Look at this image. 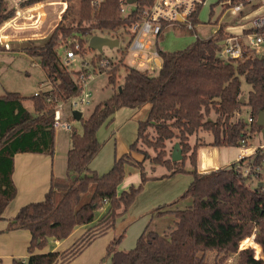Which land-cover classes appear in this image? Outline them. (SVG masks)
I'll use <instances>...</instances> for the list:
<instances>
[{
	"label": "trees",
	"instance_id": "trees-1",
	"mask_svg": "<svg viewBox=\"0 0 264 264\" xmlns=\"http://www.w3.org/2000/svg\"><path fill=\"white\" fill-rule=\"evenodd\" d=\"M125 1L79 0V19L73 25L62 21L48 38L24 42L19 48L0 45V51H27L24 53L39 65L43 52L41 67L54 87L52 92L32 96L37 117L24 107L26 97L20 93L0 95V221L18 196L13 181L15 156L21 153L54 155L57 101L81 97L88 81L80 80L88 71L84 68L73 71L60 49L71 48L79 54L85 50L86 39L97 31L116 38L120 30L134 25L136 15L153 3V0H137L130 12L123 15L121 2ZM7 7L6 3L0 7V26L14 15V11L6 12ZM216 36V39L198 38L174 52L160 51L162 66L154 75L125 66L124 55L118 63L103 58L100 53L92 58L93 72L106 73L107 82L114 86L124 65V81L113 96L97 104L88 118L81 119L82 132L72 129L67 175L52 176L44 200L21 207L8 220L3 232L27 230L32 236L27 262L14 260V264L71 263L97 238L116 228L147 182L178 174L193 176L188 189L178 199L153 211V218H173L170 230L160 233L147 226L135 248L120 250L126 234L123 230L107 246L101 264L109 259L111 264H229L227 260L233 254L238 257L236 264H264V257L255 258L254 249L240 248L244 240L255 235L264 253V189L249 186L251 176L238 171L237 162L206 173L196 170L198 150L208 143L198 140L192 144V136L209 132L213 136L212 146L241 147L242 142L248 143L252 134L264 128L257 123L260 113L264 112V59L249 56L222 61L215 56L219 40L226 36L222 25ZM71 39L79 40V49L74 43L68 46ZM242 77L251 86L243 103L240 102L244 97ZM147 105L151 106L149 116L139 122L138 137L130 152L116 157L111 170L103 175L91 170L92 162L104 147L97 137L100 128L111 125L120 109H141ZM245 105L251 109L252 123L243 118L233 121ZM71 120H75L73 116ZM175 142L180 144L184 155L179 162L172 161L169 149V144ZM137 154L144 159H136ZM263 159L264 154L258 152L243 162L251 160L257 164ZM147 160L153 172L158 167L167 172L159 177L149 176ZM187 161L192 169L187 167ZM127 165L139 170L141 181L138 186L132 185L119 193ZM87 194L88 201L82 203ZM186 200H190L188 206L179 208ZM104 208L106 213L96 218L97 212ZM79 227L87 229L67 250L35 254L50 239L65 240ZM209 252L216 253L214 262L206 258Z\"/></svg>",
	"mask_w": 264,
	"mask_h": 264
},
{
	"label": "rangeland",
	"instance_id": "rangeland-1",
	"mask_svg": "<svg viewBox=\"0 0 264 264\" xmlns=\"http://www.w3.org/2000/svg\"><path fill=\"white\" fill-rule=\"evenodd\" d=\"M223 1L220 0H205L204 5L200 8L198 13V20L195 22V28L194 30H189L186 26L178 25V26H172L175 27L177 31L170 28V31H167L168 34V42L170 43H179L178 45H190L193 40L196 39V37L200 38H210L211 36L214 38L216 35V31L220 24H222V27L225 31H228L233 34H240L242 29L249 28L252 26V18L246 19V17L243 16H234L231 11L225 10L226 8L223 7ZM63 6H59L60 10ZM128 11H130L133 6L127 5ZM264 14L259 13L256 11L252 17H261ZM53 17V15H52ZM60 18V19H59ZM219 19V22L217 23V20ZM57 19V20H55ZM79 19V0H74L73 2H70L68 4L67 10L64 14L55 15L53 17L52 24L45 28L44 33H40V35H25V36H18V37H10V42H8V45L12 48H17L19 45L21 46L22 43L33 40V41H43V39L48 38L51 33L56 30L54 26H58L62 21L65 24L73 25L76 23ZM49 25V24H48ZM237 25V26H235ZM234 26V28H233ZM30 34V33H28ZM94 35H100L105 37H112V35L108 34L107 32H100L97 31L94 33ZM42 37V38H35V37ZM90 37L86 39L85 44V50L86 52L82 51L79 54L75 55L74 61H70V68L73 71H80L83 68L90 73V79L85 83L84 86V92L82 96H85L87 93H89L90 98H87L89 101V104H82L77 107H73L71 105V102L68 101L64 104L63 111H62V117L63 121H66L69 119V117L72 116L74 111H80L85 118L88 117L89 114L92 113L95 106L102 102L103 100L108 99L113 92H116L118 90L119 85L124 81V77L126 75V69L125 66H133L132 62L136 60L135 58V52L130 51L128 49L130 42L132 40L131 34L129 33L128 29H122L117 34V37L115 39L119 40V46L116 48H104L103 53L101 54L103 58L111 59L112 61L119 62L124 55L125 62L124 65L121 66L120 72H119V84L117 83L115 86L110 85L108 81V76L106 73H97L95 74L93 72L94 67L92 64V58L98 53L96 51L89 49V40ZM20 39V40H19ZM77 42H79L78 39H74ZM74 40L71 39L68 41V45L71 46V43H74ZM146 42H151L153 45L156 43V38L153 36H148L147 38H144ZM17 43L15 44L14 43ZM196 41V40H195ZM194 41V42H195ZM188 44V45H187ZM177 45V46H178ZM75 46V45H73ZM175 46V47H177ZM173 48V47H170ZM11 51V50H10ZM167 51V50H166ZM66 49L61 48L60 54L65 55ZM11 60H13L8 67L4 71H0V95H4L6 92H18L22 96H25L27 99L25 100L26 106L32 110V96L35 92L36 88H47L48 82L47 78L44 75L43 69L40 67L39 62L29 56H27L24 52L22 53H3L0 52V70L4 68L6 63L8 64ZM68 63V62H67ZM126 63V64H125ZM137 68V67H136ZM140 70L144 71L142 68H139ZM156 72H150V74H157ZM242 90L244 94V98L248 99V94L251 90V86L245 81V79L242 77ZM36 94V93H35ZM251 113V109L249 106L245 105L241 108L240 112H237L235 116L233 117V121H236L238 118H243L245 120L249 119ZM72 123L74 128L77 129L78 132H82V126L81 122L77 120H71L69 121ZM111 125H104L100 128L98 131L97 137L100 140V142L104 143V151L111 147V144L114 146L113 143H111V140L113 138V135L111 133ZM72 134V128H59L56 129V136L55 140L58 137H70ZM198 140H204L206 143H211L213 141V136L209 132H199V134L194 135L191 137V143L195 144ZM60 144V143H59ZM249 146L246 147L247 152H255L260 146L264 145V128L256 132L255 134H252L250 139L248 140ZM63 145V144H62ZM103 149L101 151H103ZM173 150V149H172ZM172 153V151H171ZM241 153V147H216L212 145H204L201 148L199 159H200V167L203 170L212 169L216 166L220 169L221 167H230L232 163L236 162V160H239V154ZM153 155L154 153L151 152ZM141 157V160H143V156L137 154ZM147 170L149 176L153 175H162L163 173H166V169L163 167H158L155 172L151 170V165L149 161L146 162ZM187 167L189 169H192L189 161H187ZM134 174H128L126 175V179L124 182H122L121 186L119 187V193H121L124 190H128L131 184H134L135 186L139 185L140 177L138 180H133ZM260 179L257 178H250L248 180V185L252 188L257 187L260 185ZM154 184V183H153ZM182 187V186H181ZM180 187V189H181ZM152 189V188H151ZM183 190L181 193H177L176 196L182 195L186 190ZM179 191L176 190V192ZM176 194V193H175ZM89 199V194L84 195L82 198V203L87 202ZM190 203V200L183 201L179 204V208L184 209L188 206ZM13 205H9L8 210L6 211L7 215H10L13 213ZM107 210V208H104ZM102 211V210H100ZM99 211V212H100ZM98 212V213H99ZM97 213V214H98ZM152 217H149V221L147 225L149 226L150 230L152 231H158L160 233H165L170 230V225H172L173 218L166 217V218H157L154 217L151 214ZM101 217V216H99ZM98 217V218H99ZM147 219V220H148ZM126 219H121L118 221L116 228L111 230V234H115V237L118 236V234H121L123 230H125V238L122 241V245L119 246L123 248H127V250H131L136 246L137 239L133 237L132 227H128V221H125ZM4 231V230H3ZM0 231V264H12L14 263L10 257L11 254H16V256H20L22 252V246H19L18 249L12 250L11 248V241L12 239L7 238V235L10 232L6 233ZM115 231L117 233H115ZM108 237L106 239L98 238L90 247L86 248L82 254H80L74 261H72L69 264H101L102 258L106 254V249L109 244H104L108 240ZM78 236V233L75 235H72L70 240L68 242H72L74 238ZM24 246V245H23ZM37 250V251H36ZM35 254H43L50 251H63L65 250L64 245L57 246L54 244V240L50 239L47 246L44 249H36ZM16 252V253H14ZM24 252L28 253L29 251L27 248H24ZM16 258V257H15ZM206 258L208 262H214L216 258L215 252H209L206 255ZM15 260H21L19 257H17ZM238 261L237 255L233 254L231 255L227 263L229 264H236ZM103 264H110L109 260H106Z\"/></svg>",
	"mask_w": 264,
	"mask_h": 264
},
{
	"label": "crops",
	"instance_id": "crops-1",
	"mask_svg": "<svg viewBox=\"0 0 264 264\" xmlns=\"http://www.w3.org/2000/svg\"><path fill=\"white\" fill-rule=\"evenodd\" d=\"M54 28H56V26H54ZM170 28L177 31L175 27L167 26L164 28L163 32L158 37V39H156L155 45H153L151 42L148 41L150 51H154V50L158 49L159 51H166L167 50V52H174V51L181 50V49H184L185 47H187L186 45H178L179 43L168 42L169 38H168V36H167L168 34L166 32L170 31ZM112 38H114V37H112ZM198 38H200V37H196L195 40H197ZM210 38H213V37L211 36ZM216 38H217V36L215 35L213 39H216ZM200 39H209V38H200ZM195 40H193V42ZM10 43L12 44V42L9 41V44ZM14 43H15V41H14ZM15 44H17V43H15ZM4 45H6V44H4ZM175 46H177V47H175ZM19 47H20V45H19ZM170 47H173V48H170ZM0 52H3V53H22V52H27V51H18V50L10 51V50H8V51H0ZM42 58H43V52H41V61H42ZM64 58L66 59V52H65ZM74 59H71V60L66 59V61L68 63H70V61H74ZM12 61L13 60H11L8 64L6 63L4 68H2L0 71H4L6 69V67H8L10 65V63ZM41 61H40V67H41ZM124 62H125V60H124ZM143 64H144V66H142V67L139 66V68H142L144 71H148L149 73L150 72H156V71H159L161 66H162V59H161V57L152 58L150 61L144 62ZM132 65H135V61L132 62ZM43 73L46 76V78L48 79L47 80V82H48L47 88H45V89L36 88L33 96L35 95V93H40V92L46 93V92H52L54 90V87H53L50 79L47 77L45 72H43ZM114 93L115 92H113V94L111 96H113ZM25 100L23 101L24 107L29 112H31V114L34 117H37L38 114H37V112H35L33 100H31L32 101V110L26 106ZM150 110H151V106L147 105L141 109L123 108V109H120L115 114L114 121L110 126L111 127V133L113 135L111 143H113L114 146L111 144L110 148L106 149L105 151L103 149V151H101L99 153V155L94 159V161L91 164V170L96 171L100 175H103V174H105L111 170L116 157L122 156V155L130 152V146L137 140V137H138L139 122L147 120L149 113H150ZM72 116H73V114H72ZM88 116H90V114ZM82 118H85L83 116V114H82ZM73 128H74V126H73ZM175 143H177V142H175ZM175 143L169 144V149H171V151H172ZM209 144H206V145H209ZM71 147H72L71 136L70 137L67 136L65 138L64 137H58L55 140V148H54V155L53 156H50L47 154H36V153H21V154H17L15 156V170H14V174H13V181L17 187V195L18 196H16L14 201L11 203V205L14 206L13 207L14 212L11 213L10 215H7L6 211L8 210V208L6 209V211L4 213V220L0 221V231L1 230L3 231L6 229V227L8 225V220L10 218L14 217L18 213V211L20 210L21 207H23L29 203L39 202V201L44 200V198L46 197L45 196L46 193L49 191L52 176L64 178L67 175V164H68L67 159H68V152L71 149ZM202 147L203 146H201L199 148L198 154H197L196 170L198 171V173H206V172L211 171V170H218L219 169L218 166H216L212 169H208V170H203L200 167L199 155H200V151H201ZM134 157L138 160H141V157L138 155H134ZM127 173L128 174H134L132 181L138 180V178L140 177L139 170L130 166V165L126 166V175H127ZM163 174H165V173H163ZM162 175H158V177L162 176ZM153 176H156V175H153ZM140 181H141V178H140ZM192 181H193V176L191 174H178V175L171 177V178L157 179V180H151V181L147 182L145 185L144 191L138 196L135 204L130 208V210L128 211V213L126 214V216L124 218V219H126L125 221H128V227L127 228L132 227V232H134L133 237H135V239L138 240L139 237L145 231L146 227L148 226L147 225V223L149 221L148 218L152 217L151 214L153 215V211L161 205L168 204L169 202L171 203L174 200L178 199L181 195L176 196L177 193H181L183 191L181 189L187 190L188 187L190 186V184L192 183ZM131 185H134V184H131ZM180 187H181V189H180ZM178 189H179V191L176 192V190H178ZM106 211H107L106 209H103L99 213L97 212L98 214H96V218L104 215L106 213ZM86 229H87V227L86 228L85 227L77 228L72 233V235H75L78 233V236L76 238H74V240L72 242H68V240H70V238L72 236L71 235V236H69V238L62 240V241H58V240L53 239L54 244L57 246L64 245L65 250H67L70 246H72L75 243V241L78 238H80L82 236V234L86 231ZM115 233H117V232L115 231ZM110 234H111V230L106 235L99 237V239L102 238L101 240H103L104 237H105L104 239H106L108 237V235H110ZM4 236H7V238L12 239V241H11L12 250H16V248L18 249L19 246H22L21 255L16 256V254H11L10 255V257H12L11 260L14 262V260L17 257H19V259H21L23 262H27V260L31 254L29 252L25 253L24 248L26 247L28 250V248L30 246V242L32 239L31 233L27 230H16V231H12L9 234L4 235ZM114 237H115V234L110 235V237L108 238V240L106 242H104V244H109ZM119 249L120 250H127V248H123V247H120ZM50 252H53V251H50ZM14 253H16V252H14ZM46 253H48V252H46ZM109 261L111 264L110 259H109ZM12 264H14V263H12Z\"/></svg>",
	"mask_w": 264,
	"mask_h": 264
},
{
	"label": "built area",
	"instance_id": "built-area-1",
	"mask_svg": "<svg viewBox=\"0 0 264 264\" xmlns=\"http://www.w3.org/2000/svg\"><path fill=\"white\" fill-rule=\"evenodd\" d=\"M74 1V0H73ZM71 1V2H73ZM127 1L121 2V11L123 15L128 14ZM8 5L6 12L14 11V15L7 18L0 26V44H8L10 37H18L27 35H40L44 33L45 28L50 26L55 15L64 14L67 10L68 0H0V7L2 4ZM205 0H153V3L142 12L136 15L137 21L134 25L128 27L132 40L128 49L135 52V67L144 66V62L150 61L152 58L160 57L158 49L154 51L149 50V44L144 38L153 36L156 39L163 32L165 25L169 26H186L189 30H194L195 22L198 20V13L200 8L204 5ZM225 10H230L234 16H243L246 19L252 18V26L242 29L240 34H233L226 32L225 38L219 40L215 49V56L222 61H232L244 59L249 56L264 57V15L261 17H252L256 11L264 14V0H225L222 4ZM59 6H63L60 10ZM53 15V17H52ZM60 19V18H59ZM217 20V23L219 22ZM49 25H48V24ZM47 24V26H45ZM219 25L216 35L219 31ZM237 26V25H235ZM234 28V26H233ZM30 33V34H28ZM42 38V37H35ZM45 39V38H44ZM43 39V40H44ZM76 49H79V42L74 40ZM69 46V45H68ZM71 47V46H70ZM75 51L71 48L66 49V59H74ZM90 77L82 74L81 81H86ZM85 86V85H84ZM35 95H38L36 93ZM87 98H90L89 93L85 96L71 98L69 101L73 107L82 104H89ZM50 101V99H48ZM67 102L57 101L54 115L53 127L55 129L67 128L73 129L72 124L67 119L63 121L62 111L64 104ZM249 123H252L250 118ZM248 143L242 142L241 153L239 160L236 162L237 169L245 175H250L251 178L260 179V185L264 189V159L261 163H254V161L243 162L244 159L256 155L258 152L264 154V145L260 146L255 152L249 153L246 151ZM252 239L254 245H247L243 247L246 240ZM244 240L240 246L241 249L252 248L255 251V258L262 259L264 253L260 244L255 240V235Z\"/></svg>",
	"mask_w": 264,
	"mask_h": 264
},
{
	"label": "water",
	"instance_id": "water-1",
	"mask_svg": "<svg viewBox=\"0 0 264 264\" xmlns=\"http://www.w3.org/2000/svg\"><path fill=\"white\" fill-rule=\"evenodd\" d=\"M136 1L137 0H127V3L130 5H133ZM88 42H89V48H91V50L96 51L100 54L103 53L104 48L106 47L113 49L119 46L118 39H114L112 37L100 36V35L91 36ZM262 59H264V57ZM119 90H121V87L119 88ZM244 100H245L244 97H242L240 102L243 103ZM73 117L75 120L81 121L82 113L76 110L73 112ZM257 123L259 126H264V112L260 113ZM171 155H172L173 162H179L184 159L183 151L179 143H175Z\"/></svg>",
	"mask_w": 264,
	"mask_h": 264
},
{
	"label": "bare ground",
	"instance_id": "bare-ground-1",
	"mask_svg": "<svg viewBox=\"0 0 264 264\" xmlns=\"http://www.w3.org/2000/svg\"><path fill=\"white\" fill-rule=\"evenodd\" d=\"M254 245V242L252 241V239H249L245 242V244L243 245V247H246L247 245Z\"/></svg>",
	"mask_w": 264,
	"mask_h": 264
}]
</instances>
